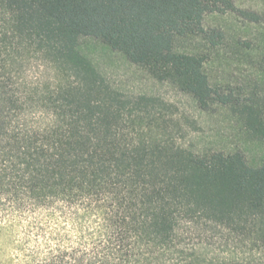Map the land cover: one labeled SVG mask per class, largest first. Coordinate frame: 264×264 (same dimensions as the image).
Segmentation results:
<instances>
[{"label": "trees", "instance_id": "trees-1", "mask_svg": "<svg viewBox=\"0 0 264 264\" xmlns=\"http://www.w3.org/2000/svg\"><path fill=\"white\" fill-rule=\"evenodd\" d=\"M209 14L262 21L234 0H0V69L25 49L58 74L3 101L0 264H204L193 241L208 228L264 239V165L182 146L170 103L115 90L80 49L102 40L209 111L230 100L207 57L178 48L223 39ZM243 115L264 137L256 111Z\"/></svg>", "mask_w": 264, "mask_h": 264}, {"label": "rangeland", "instance_id": "rangeland-1", "mask_svg": "<svg viewBox=\"0 0 264 264\" xmlns=\"http://www.w3.org/2000/svg\"><path fill=\"white\" fill-rule=\"evenodd\" d=\"M234 1L238 7L260 15L262 21L252 23L234 14H209L204 21L206 30L224 34L216 46L203 38L178 44L182 51L207 57L211 84L229 98V105L216 103L209 111L201 110L191 95L155 80L102 40L82 38L80 49L115 90L129 97L154 96L170 103L179 123L182 146L199 154L241 152L250 165L263 166L264 137L253 133L243 111L253 108L264 121V0ZM19 52L17 60L8 61L0 69V112L8 94L19 96L23 89L41 91L58 79L57 71L31 51ZM5 114L16 117L14 112ZM260 234L211 227L193 242L207 260L204 264H264V239Z\"/></svg>", "mask_w": 264, "mask_h": 264}]
</instances>
